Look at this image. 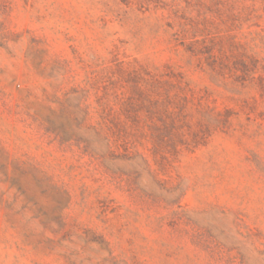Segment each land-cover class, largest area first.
Here are the masks:
<instances>
[{"label": "rangeland", "instance_id": "obj_1", "mask_svg": "<svg viewBox=\"0 0 264 264\" xmlns=\"http://www.w3.org/2000/svg\"><path fill=\"white\" fill-rule=\"evenodd\" d=\"M0 264H264V0H0Z\"/></svg>", "mask_w": 264, "mask_h": 264}]
</instances>
